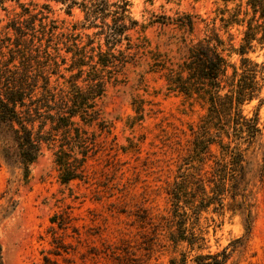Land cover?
Returning a JSON list of instances; mask_svg holds the SVG:
<instances>
[{
    "label": "trees",
    "instance_id": "1",
    "mask_svg": "<svg viewBox=\"0 0 264 264\" xmlns=\"http://www.w3.org/2000/svg\"><path fill=\"white\" fill-rule=\"evenodd\" d=\"M223 1L212 21L182 14L142 24L132 17L129 0H0V130L7 136L6 162L19 165L27 180L29 166L46 148L61 184L83 180L86 163L99 151L98 138L110 133L102 110L108 87L121 83L127 68L145 62L147 72L161 74L168 92L207 106L196 130L191 129V153L182 163L190 167L169 190V240L201 250L206 240L195 233L193 219L210 205L221 210L227 197L250 223L247 153L261 129L257 114L249 117L243 108L254 100L264 104V64L247 57L264 48V0L234 8L228 5L235 0ZM52 4L65 18L55 17ZM155 24L171 27L176 43L186 47L180 63L150 48L146 31ZM200 24L203 36L197 37ZM235 26L241 35L237 44L230 33ZM139 103L135 100L134 120L141 119ZM211 158V178L205 180L199 173ZM228 259L223 250L192 261L226 264ZM170 264H187V256Z\"/></svg>",
    "mask_w": 264,
    "mask_h": 264
},
{
    "label": "rangeland",
    "instance_id": "2",
    "mask_svg": "<svg viewBox=\"0 0 264 264\" xmlns=\"http://www.w3.org/2000/svg\"><path fill=\"white\" fill-rule=\"evenodd\" d=\"M245 1L235 0L228 6L234 8ZM129 2L132 17L142 24L182 14L212 21L216 10L224 8L223 0ZM52 9L56 18H65L60 6L52 4ZM74 14L79 15L78 11ZM216 24L220 25L219 19ZM203 26L199 25L195 36H203ZM239 31L236 26L230 31L236 44ZM174 36L171 27L157 24L146 31L150 48L178 64L187 51ZM247 57L264 64V48H256ZM231 62L238 63V57L231 56ZM141 63L127 68L121 83L107 89L102 110L110 133L98 138L99 151L86 163L83 180L61 184L46 148L29 166L26 180L19 165L4 159L7 136L0 130L3 264H170L182 254L187 264H193L198 254L223 250L229 254L226 264H264V104L254 100L243 108L249 117L257 114L261 129L260 138L247 153L250 223L233 209L229 197L221 210L210 205L193 219L195 233H202L206 242L201 250L191 251L187 244L169 240V190L190 167L182 163L191 153V129L196 130L207 106L168 92L161 74L147 72L146 63ZM135 100L142 109L139 120H134L138 116ZM212 152L218 154L215 146ZM212 160L199 173L205 180L211 178Z\"/></svg>",
    "mask_w": 264,
    "mask_h": 264
}]
</instances>
